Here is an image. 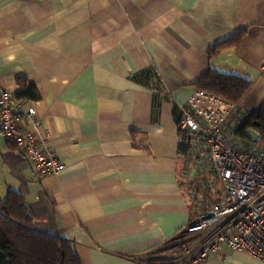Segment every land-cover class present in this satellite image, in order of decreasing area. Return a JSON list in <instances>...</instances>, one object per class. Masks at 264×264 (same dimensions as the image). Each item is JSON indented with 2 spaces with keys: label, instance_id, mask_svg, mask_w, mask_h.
I'll return each instance as SVG.
<instances>
[{
  "label": "crops",
  "instance_id": "crops-1",
  "mask_svg": "<svg viewBox=\"0 0 264 264\" xmlns=\"http://www.w3.org/2000/svg\"><path fill=\"white\" fill-rule=\"evenodd\" d=\"M263 64L264 0H0V89L34 87V100L19 101L32 103L63 165L39 179L0 137V198L18 192L35 229L79 264H162L203 190L222 195L214 172L178 156L179 107L214 70L248 79L236 111L257 110ZM206 179L212 188L195 187ZM192 237L181 257L195 252ZM199 264L264 260L224 248Z\"/></svg>",
  "mask_w": 264,
  "mask_h": 264
},
{
  "label": "built area",
  "instance_id": "built-area-1",
  "mask_svg": "<svg viewBox=\"0 0 264 264\" xmlns=\"http://www.w3.org/2000/svg\"><path fill=\"white\" fill-rule=\"evenodd\" d=\"M261 72L264 74V64ZM235 111L231 102L203 91H194L179 107L178 156L187 162L191 157L199 169L212 168L209 171L222 184L219 200L185 231L196 237L201 249L183 264H199L224 247L264 260V149L256 132L243 143L245 146L233 139ZM19 119L28 128L20 127ZM39 127L32 103L19 101L14 92L0 89V137L15 143L41 179L60 173L63 165L45 145ZM182 174L190 176L187 170ZM196 174L192 169L191 175Z\"/></svg>",
  "mask_w": 264,
  "mask_h": 264
},
{
  "label": "trees",
  "instance_id": "trees-1",
  "mask_svg": "<svg viewBox=\"0 0 264 264\" xmlns=\"http://www.w3.org/2000/svg\"><path fill=\"white\" fill-rule=\"evenodd\" d=\"M216 52L208 53L214 55ZM251 85L248 79L238 75L208 70L195 82V91L212 94L237 107ZM15 95L17 100L29 101L36 98L34 87ZM235 120L238 126L234 129V138L242 143L248 142V134L256 132L261 137L259 145L264 149V102L256 113H243L240 116L236 111ZM13 144L15 145L14 142ZM204 198L206 201H203ZM219 198H211L209 190L204 189L200 202L209 204L200 210H208ZM191 241L193 237L171 250L188 247ZM0 264H79V261L65 241L35 229L31 212L22 196L16 191H10L5 198H0Z\"/></svg>",
  "mask_w": 264,
  "mask_h": 264
},
{
  "label": "rangeland",
  "instance_id": "rangeland-1",
  "mask_svg": "<svg viewBox=\"0 0 264 264\" xmlns=\"http://www.w3.org/2000/svg\"><path fill=\"white\" fill-rule=\"evenodd\" d=\"M263 102H264V101H263ZM263 102H262V103H263ZM238 105H239V104H238ZM238 105H237V106H238ZM261 105H262V104H261ZM261 105H260V107H261ZM260 107H259L257 110H255V111H254L253 109H246V110H244V111H245L246 113H248V114H252V113H256V112L260 109ZM235 118H236V115H235ZM237 126H238V123H237L236 120H235V128H236ZM233 132H234V130H232V134H233ZM248 136L251 137V138L254 137V135H253L252 132H250V133L248 134ZM233 139H234V136H233ZM237 143H239V145H242V146H245V145L247 144V143H246V144H243V143H240V142H237ZM203 168L206 169V172H208V170H212V168H210V167H208V166H205V167H203ZM206 172H201L200 175H199L198 177L201 178V179H204V177H205V175H206ZM202 176H203V177H202ZM196 178H197V177H196ZM201 182H202L201 184H199V182H198V183L195 185V187L199 188L200 186H203V185L208 184V186L212 188V184L210 183V181H208V179H206V180H202ZM217 187L220 188V187H221V184H220V183H217ZM209 191H210V189H209ZM212 195H213V193H212ZM197 197H200V196L197 195ZM194 199H195V198H193L192 200H194ZM192 200H191V202H192ZM203 201H206V199L204 198ZM192 203H193V202H192ZM208 204H209V202H207V203H205V204L202 203V204L199 206L198 209H200V208H202V207H204L205 205H208ZM210 205H211V204H210ZM210 205H209V206H210ZM209 206H208V207H209ZM208 207H207V208H208ZM204 211H205V210H200L201 213L204 212ZM189 239H190V236L184 232L183 234H181V238H180L179 241H174V242L168 244L167 246H165V248H163L164 251H163L161 254H163L164 257H165L166 259L162 261V264H183L184 262H188L190 258H192V257H194V256H197L198 253L200 252V249H201L200 247H198V242H197V248L195 249V252H193L192 255L189 256V257H181V254H182L183 252H185V250H187L191 245H189L188 247H185V248H181V249L174 250V251L171 250V248L176 247L178 244H182L183 242H187ZM224 248H227V247H224ZM224 248H223V249H224ZM227 249H229V248H227Z\"/></svg>",
  "mask_w": 264,
  "mask_h": 264
}]
</instances>
